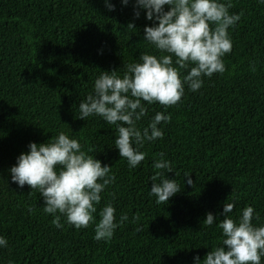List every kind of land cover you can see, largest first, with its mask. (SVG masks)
<instances>
[{
    "label": "trees",
    "instance_id": "trees-1",
    "mask_svg": "<svg viewBox=\"0 0 264 264\" xmlns=\"http://www.w3.org/2000/svg\"><path fill=\"white\" fill-rule=\"evenodd\" d=\"M109 2L115 11L105 0H0V236L8 240L0 264H194L195 256L203 261L220 245L226 202L236 203L233 216L253 206L260 216L253 223L264 225V5L231 0L230 13L243 15L229 29L226 71L204 77L197 92L185 86L165 113L171 122L161 125L164 138L146 144V159L130 169L115 149L112 125L78 119L79 103L101 71L122 74L124 64L152 52L144 41L152 25L146 10L136 18L135 0ZM158 111L164 107L149 106V118ZM60 130L112 166L116 179L101 194L96 222L106 203L116 208L117 222L122 213L129 220L110 240L94 239V223L78 230L62 217L63 228H56L42 196L11 180L9 170L28 145ZM159 153L171 161L175 171L166 175L181 191L157 205L149 192ZM209 212L219 218L212 227L203 223Z\"/></svg>",
    "mask_w": 264,
    "mask_h": 264
},
{
    "label": "clouds",
    "instance_id": "clouds-1",
    "mask_svg": "<svg viewBox=\"0 0 264 264\" xmlns=\"http://www.w3.org/2000/svg\"><path fill=\"white\" fill-rule=\"evenodd\" d=\"M129 3L130 0H122L124 6ZM258 3L264 5V0ZM105 5L109 11H115L109 0H105ZM133 7L136 18L140 17V10H146V19L152 22L144 28V41L152 52L144 51L136 61L124 64L122 74L118 70L101 71L92 91L80 101L78 117L86 121L100 117L112 125L115 149L130 169L139 167L146 159L142 151L146 144L164 138L161 125L171 122V115L165 113L181 101L185 86L197 92L204 77L226 71L223 57L233 49L229 29L243 15L230 13L231 0H135ZM127 27L135 28V24L129 23ZM154 104L163 106L164 111L149 118V106ZM144 119H148L146 125L141 123ZM28 148L10 168L11 180L19 188L27 185L31 193L37 191L42 196L43 212L54 217L52 223L56 228H63L62 217L78 230L94 223V239L107 241L129 220L122 213L117 222L116 208L113 203H106L96 222L101 194L116 177L112 166L85 152L78 139L60 130L48 142H31ZM158 156L152 163L154 175L149 192L157 205L168 203L181 191L176 179L167 178V173L175 171L171 161L164 153ZM184 181L189 186L194 184L189 173L184 174ZM235 208V202H226L223 220L211 212L206 214L203 223L207 227L219 220L222 241L211 248L203 261L195 256L194 264H262L264 225L253 223L260 219L259 213L253 206H246L233 216ZM139 219L137 214L132 222ZM136 230L142 231V225ZM7 246L8 240L0 236V248Z\"/></svg>",
    "mask_w": 264,
    "mask_h": 264
}]
</instances>
